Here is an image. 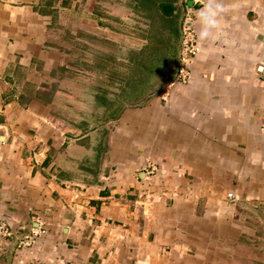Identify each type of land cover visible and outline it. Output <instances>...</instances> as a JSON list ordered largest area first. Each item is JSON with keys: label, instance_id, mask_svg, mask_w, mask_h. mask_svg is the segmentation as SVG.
I'll use <instances>...</instances> for the list:
<instances>
[{"label": "crops", "instance_id": "0c3cea01", "mask_svg": "<svg viewBox=\"0 0 264 264\" xmlns=\"http://www.w3.org/2000/svg\"><path fill=\"white\" fill-rule=\"evenodd\" d=\"M81 5L0 0V264H264V0H195L190 81L123 107Z\"/></svg>", "mask_w": 264, "mask_h": 264}, {"label": "rangeland", "instance_id": "374dc122", "mask_svg": "<svg viewBox=\"0 0 264 264\" xmlns=\"http://www.w3.org/2000/svg\"><path fill=\"white\" fill-rule=\"evenodd\" d=\"M140 1L143 4L149 5L151 10L152 8L155 9V6L150 5L151 0H79V5L80 3L82 4L81 8L78 10L82 13L83 17L81 18L89 19L86 21L89 22V25L92 22L95 28L89 29L93 33H87L85 29L76 31L75 36L82 38L84 41H80L79 39V42L73 46L75 49L74 58L78 56L81 57L82 51H85L86 54L84 53L82 57L88 60L81 62L76 60L74 63L82 65L89 70L95 67L101 68V65H104L107 68L105 69V73L107 74V72H110L107 75H112V70L108 68L114 67V71L117 74L114 73L115 78L113 79L117 84L116 88L119 90L118 96L122 103V107L125 106L126 103H137V106H142L149 98L161 94L157 93L149 97L150 93L155 92L161 85L156 84L158 76L154 59L150 56H148L146 60L143 59L148 52V50L145 49V44L149 38L148 34L151 28L150 22L153 17L146 16L143 10L140 9ZM173 1L175 4L176 0ZM129 3L131 12L128 15L126 12ZM110 6H114L115 8L112 7L113 9H109L108 7ZM179 11L180 8L177 9V13ZM153 16L162 18L160 11H158V13L154 12ZM77 17L80 21L79 13L68 18V20L75 22L78 20ZM157 20L154 21L155 27L168 23L165 21L161 22L160 19ZM98 21L104 24L101 25V29L104 30V35H100V33L98 35L99 38L103 37L104 43H102L100 39L99 42L94 40V38H96V27L100 24ZM160 28L165 29V27ZM173 32L171 28H168V40L171 47H168L167 53L169 55L168 57L172 59L175 48L177 50V43H179V33L176 35L177 33L175 31L173 35ZM86 34H92L94 38L88 37ZM155 34H161V32L156 31ZM158 40L161 42V39ZM175 41L176 45L174 46ZM93 42H96V44H93ZM130 73L131 77H128ZM105 79L107 80L108 77L106 76ZM143 100L144 102L141 103Z\"/></svg>", "mask_w": 264, "mask_h": 264}, {"label": "built area", "instance_id": "2783aa9c", "mask_svg": "<svg viewBox=\"0 0 264 264\" xmlns=\"http://www.w3.org/2000/svg\"><path fill=\"white\" fill-rule=\"evenodd\" d=\"M188 22H192V24H188ZM182 29L183 39L180 55V68L177 79L175 81L188 83L192 75L193 61L198 56L201 50V41L199 33L197 32L196 27L193 24V16L188 9L183 19ZM165 99L167 100V98ZM150 166L152 172H154L155 170L157 171V167L154 164H150ZM228 198L230 199L231 204L236 203L237 196L234 193H229ZM0 234L6 236L11 235V231L8 228L6 220H3L2 218H0ZM40 234V230L33 229L31 231V234L27 235L26 239L21 242V245L30 246L31 244H33L34 239Z\"/></svg>", "mask_w": 264, "mask_h": 264}, {"label": "flooded vegetation", "instance_id": "af4514ba", "mask_svg": "<svg viewBox=\"0 0 264 264\" xmlns=\"http://www.w3.org/2000/svg\"><path fill=\"white\" fill-rule=\"evenodd\" d=\"M178 0H176L175 3H177ZM181 11V10H180ZM177 13V10L175 13V18H174V27H176L177 29L179 28V20L180 19V13ZM146 16H148L146 14ZM177 17V19H176ZM160 19L161 22H163V18L160 17H155L154 19H152V21L150 22L151 24V28H150V33L149 38L147 40V43L145 44V49L148 50L147 55L145 57H143V59L146 60V58H148V56H150L151 58L154 59L155 61V68H156V73H157V81L156 84L157 85H162V83L167 80L168 78H170L173 74V72L175 71V66H176V56H177V50L175 48V52L173 53V59L168 57V47H171L169 44V40H168V28H171L174 32L176 31V35H178L179 33V29L178 30H174L173 27H168L166 23H164L165 25L162 24V26L157 25L155 27L154 25V21ZM158 21V20H157ZM159 27V28H158ZM160 27H165V29L160 28ZM168 27V28H167ZM158 28V29H156ZM161 32V34H155V32ZM173 32V35H174ZM172 33V32H171ZM179 36V35H178ZM161 39V42L158 40ZM177 41V39H176ZM176 41L174 42V46L176 45ZM173 61H172V60ZM173 62V63H171ZM133 75V73H132ZM129 76H131V73L129 74Z\"/></svg>", "mask_w": 264, "mask_h": 264}, {"label": "water", "instance_id": "95a60500", "mask_svg": "<svg viewBox=\"0 0 264 264\" xmlns=\"http://www.w3.org/2000/svg\"><path fill=\"white\" fill-rule=\"evenodd\" d=\"M194 4H195V0H178L177 3L174 4L177 9L180 8V10H181V16L179 19V43H177V56H176L177 62H176V66H175V71L173 72V74L170 78H168L167 80H165L162 83L160 88H158L155 92L150 93L149 97H151L152 95H155L157 93H163L165 90V87L177 79L179 68H180V55H181L180 46H181V42L183 39V29H182L183 19H184L186 12H187V9L189 7H193ZM188 24H192V22H188ZM144 100L141 103H143Z\"/></svg>", "mask_w": 264, "mask_h": 264}, {"label": "trees", "instance_id": "16d2710c", "mask_svg": "<svg viewBox=\"0 0 264 264\" xmlns=\"http://www.w3.org/2000/svg\"><path fill=\"white\" fill-rule=\"evenodd\" d=\"M141 3V1L139 2ZM150 5L155 6V9L150 8L149 5L141 3L140 9L143 10L145 14L148 16L155 18L154 12L160 11L161 16L163 20L167 23L168 27H173L174 30H178L176 27H174V18H175V12L177 10L176 6L174 5V1L172 0H151Z\"/></svg>", "mask_w": 264, "mask_h": 264}, {"label": "clouds", "instance_id": "9594fccd", "mask_svg": "<svg viewBox=\"0 0 264 264\" xmlns=\"http://www.w3.org/2000/svg\"><path fill=\"white\" fill-rule=\"evenodd\" d=\"M211 6H206L205 9L201 10L199 16H200V22L202 24H205L206 26L210 27L212 23H214V19L209 16V10Z\"/></svg>", "mask_w": 264, "mask_h": 264}]
</instances>
